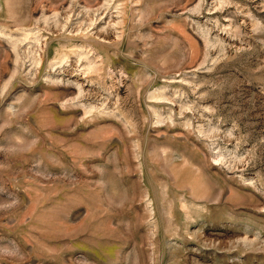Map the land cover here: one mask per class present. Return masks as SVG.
<instances>
[{
    "label": "rangeland",
    "instance_id": "1",
    "mask_svg": "<svg viewBox=\"0 0 264 264\" xmlns=\"http://www.w3.org/2000/svg\"><path fill=\"white\" fill-rule=\"evenodd\" d=\"M0 264H264V0H0Z\"/></svg>",
    "mask_w": 264,
    "mask_h": 264
}]
</instances>
